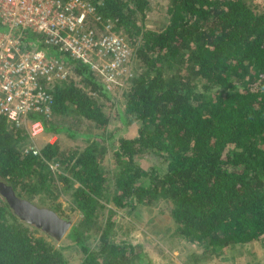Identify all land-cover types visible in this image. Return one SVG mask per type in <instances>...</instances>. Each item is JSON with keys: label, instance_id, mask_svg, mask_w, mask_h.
<instances>
[{"label": "trees", "instance_id": "16d2710c", "mask_svg": "<svg viewBox=\"0 0 264 264\" xmlns=\"http://www.w3.org/2000/svg\"><path fill=\"white\" fill-rule=\"evenodd\" d=\"M88 1L133 40L142 65L123 107L139 126L113 150L110 202L124 208L167 198L177 232L212 250L264 243V0L256 6L249 0H166L167 21L159 30L145 26L152 0ZM25 39L42 47L36 34L26 32ZM63 57L72 70L52 88L45 132L62 129L51 123L53 115L107 126L109 92L88 66ZM25 138L23 128L0 116V180L32 202L48 196L56 181L71 190L82 223L95 227L97 239L92 248L69 227L83 254L79 264H143L141 248L111 238L110 216L97 223L107 177L95 145L55 141L43 144L39 155H22L18 146ZM145 155L164 163V173L143 168L136 158ZM52 241L19 220L0 195V264H66Z\"/></svg>", "mask_w": 264, "mask_h": 264}, {"label": "rangeland", "instance_id": "374dc122", "mask_svg": "<svg viewBox=\"0 0 264 264\" xmlns=\"http://www.w3.org/2000/svg\"><path fill=\"white\" fill-rule=\"evenodd\" d=\"M249 1L254 6L259 4V0ZM165 11L166 0H152L146 13V28L161 29L167 21ZM128 40L130 47L129 62L126 65L128 73L118 78L116 82L110 83L109 87L102 83L110 96V100L103 104V110L109 117L108 125L96 128L92 122L80 117L77 119L73 115H67L62 120L53 115L51 123L56 124L57 121L62 129L45 132L36 143L39 147L55 141L81 148L85 145H95L107 177L103 198L105 207L97 218V223H103L110 216L115 222L111 238L115 242H125L141 248L139 251L143 253V264H264V243L261 239L231 244L216 250H212L210 245L185 239L176 230L177 224L170 214L172 205L167 198H161L152 205L137 203L134 207L124 208L115 207L110 202V198L115 193L113 150L116 149L120 137L136 136L139 126V123L128 120L123 113L125 96L133 79L142 68L141 63L134 56V45ZM29 143V139L25 138L18 148ZM136 160L145 169L153 167L160 174L165 171V164L155 156L145 155L137 157ZM70 194L71 190L64 183L56 181L54 190L48 196L45 195L39 200L35 199L33 203L42 207H47L45 204L55 206L57 214L71 222L70 228L76 227L85 242L95 248L97 245V239L93 233L95 227L82 223L81 214L75 207ZM70 228L60 240L50 236L49 238L53 240L51 242L53 248L60 252L66 264H79L83 254L79 246L68 236ZM35 233L40 234L39 231Z\"/></svg>", "mask_w": 264, "mask_h": 264}, {"label": "built area", "instance_id": "2783aa9c", "mask_svg": "<svg viewBox=\"0 0 264 264\" xmlns=\"http://www.w3.org/2000/svg\"><path fill=\"white\" fill-rule=\"evenodd\" d=\"M0 23V116L25 130L30 143L21 154L39 155L52 88L72 70L63 56L88 66L109 87L128 73L130 47L88 0H0ZM26 32L39 36L42 47L31 46Z\"/></svg>", "mask_w": 264, "mask_h": 264}, {"label": "water", "instance_id": "95a60500", "mask_svg": "<svg viewBox=\"0 0 264 264\" xmlns=\"http://www.w3.org/2000/svg\"><path fill=\"white\" fill-rule=\"evenodd\" d=\"M0 195L19 220L40 229L55 240H60L71 226L69 220L61 218L54 210L19 197L12 186L2 180Z\"/></svg>", "mask_w": 264, "mask_h": 264}]
</instances>
